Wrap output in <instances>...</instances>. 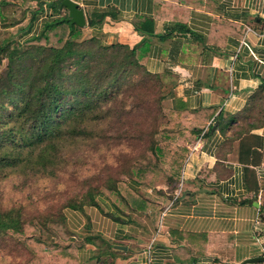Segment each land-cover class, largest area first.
Segmentation results:
<instances>
[{"label":"crops","instance_id":"0c3cea01","mask_svg":"<svg viewBox=\"0 0 264 264\" xmlns=\"http://www.w3.org/2000/svg\"><path fill=\"white\" fill-rule=\"evenodd\" d=\"M73 1L85 18L82 39L134 48L145 70L160 77L162 107L174 121L160 176L123 182L138 196L136 206L118 190L98 194V206L83 212L65 210L72 237L83 241L73 244L78 264L97 259L103 242L109 264H264L249 261L264 257V0ZM42 7L22 41L68 15ZM100 12L106 15L98 21ZM248 104L262 116L248 134L259 145L240 159L236 140L220 159L236 121L222 131L218 117L228 121ZM90 228L95 234H86Z\"/></svg>","mask_w":264,"mask_h":264},{"label":"trees","instance_id":"16d2710c","mask_svg":"<svg viewBox=\"0 0 264 264\" xmlns=\"http://www.w3.org/2000/svg\"><path fill=\"white\" fill-rule=\"evenodd\" d=\"M29 1L0 0L1 27L17 25L23 17V14L18 16V4L25 5V14ZM61 2L62 0H54L47 2V5L59 11ZM36 12L38 10L31 15L32 21ZM105 15V12H100L96 17L101 21ZM66 18L67 15H64L60 19L44 22L37 35L24 40L28 46L24 50L19 45L9 50L10 45L0 43V58L7 59L5 72L0 75V169L11 168L23 173L53 175L59 162L79 160L80 154L73 147L74 144L90 140L93 133L85 124H81L85 123L89 115L99 113L102 105L112 104L120 95L124 97L123 84H133L134 81L139 85L142 83L140 86H146L147 82H151L154 88H158L161 82L158 75L148 73L138 62L134 48L128 49L120 44L105 46L95 37L79 40L81 29L69 23ZM92 23L93 20H88L89 25ZM21 31L23 30L20 29ZM142 88L146 94H143L140 102L153 104L159 110L163 96L157 95L156 89L153 90L156 98H151L149 89ZM109 112L111 110L106 111ZM211 113L209 111V116ZM204 114L205 110L198 111L193 122L198 124ZM218 118L222 131L231 121H236L234 127H237L230 138L226 136L222 146L239 140L240 159L248 158L254 147L259 145V139L251 135L254 139L252 144H246L244 139L249 136L251 129L261 124L262 116L259 111L248 104L239 116H230L228 121L222 116ZM90 119L95 117L91 115ZM173 122L171 118L164 130L152 132L153 138L148 149L156 155V159L131 166L130 179L143 181L160 176L162 166L159 160L167 155V143L171 137L168 127ZM221 148L218 157L223 159ZM230 150L231 147L226 153ZM172 156L173 161L179 160L178 154ZM123 182L120 180L106 188V194L113 196L118 190H122L127 201L136 206L138 196L132 194ZM97 196L87 193L82 202L70 203L67 207L83 212L84 204L98 206ZM61 219L65 222L63 216ZM57 229H61L60 226ZM20 231V210L13 207L0 209V233L17 234ZM25 243L36 254L28 264H44L47 250L41 248L40 242L32 243L25 239ZM77 247L65 246L57 256L70 261L69 264H78Z\"/></svg>","mask_w":264,"mask_h":264},{"label":"rangeland","instance_id":"374dc122","mask_svg":"<svg viewBox=\"0 0 264 264\" xmlns=\"http://www.w3.org/2000/svg\"><path fill=\"white\" fill-rule=\"evenodd\" d=\"M52 1L54 0H30L25 14V5L16 3L19 6L18 16L23 14V17L17 25L0 29V43L10 45L9 50L16 45L23 50L28 47L20 36L32 25L33 11L43 8L44 2ZM20 29L23 31L20 32ZM79 40L84 39L81 36ZM6 64L7 59L0 58V75L5 72ZM140 85L134 81L133 84H123L124 97L120 95L112 104L102 105L99 113H90L95 119H90L89 115L85 123L81 124H85L93 133L90 140L74 144L73 147L80 154L77 162H59L51 176L23 173L19 169H0V209L17 208L22 219V231L19 233H0V264H28L36 254L28 249L25 239L32 243L39 241L41 248L47 250L44 264H69L70 261L57 254L63 247L73 245L74 241L75 245L83 241L77 242L61 219V216L65 219V210L71 209L67 206L82 202L87 193L104 195L106 188L120 180L125 182L130 177L131 166L156 159V155L148 149V144L153 138L152 132L164 130L170 117L161 101L159 110L153 104L140 102L143 94H146L142 87L149 89L151 98H156L153 90L157 89V95H162V83L158 88H154L151 82H147L146 86ZM141 104V107H137ZM108 110L111 112L106 113ZM236 130L235 126L227 138ZM245 138L246 143L254 142L253 137ZM233 142L222 146V156H227L226 150L230 147L228 153L234 150ZM90 206L84 204L82 208L84 210ZM59 226L61 229H57ZM94 232L90 228L86 234ZM104 245L105 242L98 247V257L90 264H109L112 251Z\"/></svg>","mask_w":264,"mask_h":264},{"label":"water","instance_id":"95a60500","mask_svg":"<svg viewBox=\"0 0 264 264\" xmlns=\"http://www.w3.org/2000/svg\"><path fill=\"white\" fill-rule=\"evenodd\" d=\"M65 7L68 11V15L66 20L71 23L75 24L78 27H82L85 25V18L83 14V10L78 7L77 2L73 0H62L60 4V8ZM118 248H122V246H117ZM264 257H259V258H253L249 261H263Z\"/></svg>","mask_w":264,"mask_h":264},{"label":"built area","instance_id":"2783aa9c","mask_svg":"<svg viewBox=\"0 0 264 264\" xmlns=\"http://www.w3.org/2000/svg\"><path fill=\"white\" fill-rule=\"evenodd\" d=\"M243 44H244L247 48H249V45H248L246 42H243ZM147 251L150 252V248H149V247L147 248Z\"/></svg>","mask_w":264,"mask_h":264}]
</instances>
